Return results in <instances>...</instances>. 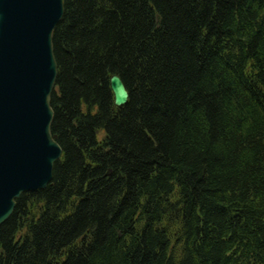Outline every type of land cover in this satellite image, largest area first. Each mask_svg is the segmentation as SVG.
<instances>
[{"label": "trees", "instance_id": "1", "mask_svg": "<svg viewBox=\"0 0 264 264\" xmlns=\"http://www.w3.org/2000/svg\"><path fill=\"white\" fill-rule=\"evenodd\" d=\"M64 3L63 155L0 264H264V0Z\"/></svg>", "mask_w": 264, "mask_h": 264}, {"label": "water", "instance_id": "2", "mask_svg": "<svg viewBox=\"0 0 264 264\" xmlns=\"http://www.w3.org/2000/svg\"><path fill=\"white\" fill-rule=\"evenodd\" d=\"M64 0H0V226L25 193L47 188L63 150L52 134L58 78L53 35ZM122 107L129 92L114 74Z\"/></svg>", "mask_w": 264, "mask_h": 264}]
</instances>
